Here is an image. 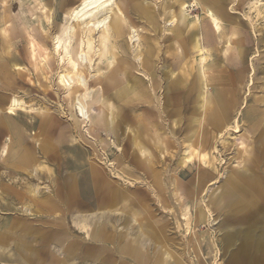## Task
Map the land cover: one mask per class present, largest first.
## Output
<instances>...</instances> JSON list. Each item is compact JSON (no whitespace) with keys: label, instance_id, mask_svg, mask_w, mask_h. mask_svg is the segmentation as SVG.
<instances>
[{"label":"rangeland","instance_id":"obj_1","mask_svg":"<svg viewBox=\"0 0 264 264\" xmlns=\"http://www.w3.org/2000/svg\"><path fill=\"white\" fill-rule=\"evenodd\" d=\"M138 1H128L127 20L139 46L127 28L113 44L121 57L114 67L125 64L123 80L132 89L138 83L119 100L105 93L113 131L83 122L76 110L83 85L96 90L97 69L108 72L97 42L87 56L82 47L80 82L60 83L76 0H0V264H64L69 256L67 264H236L233 254L254 243H262L264 256V0H220L221 34L243 43L241 66L231 61L238 52L224 56L227 45L217 38L213 45L203 40L201 53L187 40L193 76L179 89L171 85L185 56L175 53L169 31L177 8L173 0H141L157 17L155 34L130 9ZM111 2L115 8L119 0ZM186 15L189 25L209 24L200 9ZM147 42H157V56H135ZM216 94L226 103L207 107ZM231 97L239 102L232 110ZM12 98L24 106L12 117L23 135L18 169L1 155L11 137L2 120ZM98 108L89 110L93 120ZM235 176L246 178L259 206L236 194Z\"/></svg>","mask_w":264,"mask_h":264},{"label":"bare ground","instance_id":"obj_2","mask_svg":"<svg viewBox=\"0 0 264 264\" xmlns=\"http://www.w3.org/2000/svg\"><path fill=\"white\" fill-rule=\"evenodd\" d=\"M128 1L130 2V0H124V1L119 0V2L115 5V8H108L107 5L109 2H111V0H76L75 6L69 10L68 16L72 21L76 22L78 29L77 27H73L71 28V30H69L68 32L69 34L66 33L67 31L65 32L67 34V39L65 41V44L66 43L68 44V47L65 48V51L68 56L69 67L66 68L65 71L59 75L60 83L63 84V87L65 88H71L69 82L74 80V78H77L78 82H80V80L83 78V72H85V67L80 61V57L83 56V52H85L84 51L85 49H86V53L84 55L87 56L88 54H90L93 48H95L94 44L96 42L98 43L97 45L98 56L100 57V59L103 58L104 59L103 61H106L108 72L101 74V70L99 68L97 69L96 77L94 78L95 79L94 88L96 90H91L89 92L88 86L83 85L86 93L79 95L78 109L76 108V110H78L79 112L78 114H80V117L83 118V122L85 123L87 122L88 124L89 123L100 124L102 126H105L104 128L111 126L113 131L115 129L114 118H112L111 120L112 123L108 125L105 117L107 116V113L113 109V101H111L107 96H105V93L111 91L119 100L124 94H128L129 92H132L133 89H135L138 84V83H136V85L134 84L135 87L132 89V85H129L128 83H126V80L125 81L123 80V76L124 75L126 76L128 74L125 64H121L117 68L114 67L115 63H117V61L121 59V57H117L120 55L116 53L113 44L114 43L118 44L119 42H123V36L126 32L125 31L126 28L129 30V32L130 30H132L133 33V36L131 35L130 41L133 42L134 44H137L138 46L140 43V37L137 35L136 29L134 28V26L130 27L128 25V20H127V10L129 8ZM200 1L201 0H194V1L173 0V4L176 6V8H178V13L172 11L171 13H169L170 14L169 31L171 32L172 35V39H173L172 41L175 42L177 45L179 56H185L183 60L184 62L183 66L180 70L181 74H179L178 78L172 82L171 88L173 89L175 88L177 89L179 86H182L184 82L189 81L190 76H193L192 65L189 63L190 61L188 57L189 47L187 45V40L188 42L193 43L192 48L194 50L201 52L205 50V48H202L203 40L204 43H206L208 39H213V35H216V33H219L222 29L221 27L222 20L220 21L219 18L216 16V14L211 12L212 7L218 5V1L202 0V2L206 3L204 6L200 5ZM141 3L142 1L139 0L135 5L130 7V9L136 10L135 13L137 15L147 19L151 29L156 34L158 29L156 25L157 17L155 16V14L151 12V10H148L147 7L142 6ZM200 6L204 11V13L208 15L212 27L208 26L205 28L203 26H199L196 23L189 25L188 17L186 15L188 8H190V11L193 12L196 11L198 8H200ZM5 20L6 23H8V17ZM195 29H198L199 32L198 30ZM96 32L100 34L98 36V39L94 41L92 38V34ZM187 36H189V38H187ZM61 43L62 40L58 39V45L56 47L57 51L59 50ZM147 43H148L147 47L145 50L143 49L144 50L143 53L142 51L139 52L138 50H136L133 52V54L135 56L136 54H138V56L150 57L153 56V53H155V55L157 56V49H158L157 42H153L154 45H152V42H147ZM83 46L85 48L84 50H82ZM133 47L135 46L133 45ZM119 54L121 53L119 52ZM124 54L126 55L127 53L124 52L121 54V56H123ZM234 59H238L239 62L235 64ZM241 60H242L241 56H236V58H233L231 56V61H233V66L235 67L241 66V62H240ZM36 67L39 68V65H36ZM119 72H121V74H119ZM239 72H240L239 74L240 81L238 82V84L240 82L243 84L245 80V71L242 70ZM78 82L76 84L77 86L78 84H80ZM196 84H197V88L200 89L201 85H199L198 82ZM79 86L81 87V85ZM226 98L227 96L223 94L220 97L217 96L216 94L214 100L212 99L206 100V105L208 107V105H210L212 102H217L216 107L218 106L219 108H222L224 103H226ZM233 99L234 98L231 97L227 105V107L231 110L235 109L239 104V102L236 99L235 100ZM95 106L99 107L98 109H100L101 114L100 116H97L96 120L95 119L93 120L92 118H90L89 110H92V108H94ZM23 108L24 106L19 100L12 98L10 99L8 106L6 108V114L9 116H16L17 111L22 110ZM228 108H226L225 110H229ZM5 122L8 124L9 131L12 134H14L15 129L13 125H11L10 119L6 118ZM20 150H21L20 142L15 140L13 141L12 138H9L6 141V143H4L3 145V155L6 156L7 159H15V157L17 156ZM93 174H94L95 182L100 185L103 179L101 178V176L95 173ZM244 179L243 176H235L234 179H232L231 183L234 186L236 194H238L239 197L248 199L250 204L253 205L255 204L256 206L257 205L259 206L256 199L247 195L246 182H245L246 178ZM263 217H264V212H263ZM224 240L228 241L230 240V237H226L224 238ZM261 247H262V243H254L251 245L247 244L240 247L233 254L232 262L236 264H264V256L260 254ZM18 264H22V263L18 262Z\"/></svg>","mask_w":264,"mask_h":264},{"label":"crops","instance_id":"obj_3","mask_svg":"<svg viewBox=\"0 0 264 264\" xmlns=\"http://www.w3.org/2000/svg\"><path fill=\"white\" fill-rule=\"evenodd\" d=\"M218 1V5L216 6H213L212 7V10H211V12H213L214 14H216V16L219 18V20L221 21V27H223V30H224V25H223V22H224V20L221 18V14L222 13H225V9H224V6L222 5V3H220V0H217ZM200 5L202 6H204V4H202L201 2H200ZM201 6H200V8H198L197 10H201L202 11V13L204 12L203 10H202V8H201ZM175 13H178V8L176 9V11H174ZM206 14V13H205ZM219 14V15H218ZM206 16H207V18H208V15L206 14ZM208 20H209V24L208 25H206V26H204V25H199V26H203V27H208V26H211L212 27V25H211V22H210V19L208 18ZM194 23H196V22H194L193 21V23L192 24H194ZM197 24V23H196ZM221 32H222V29H221V31L219 32V33H216V35H213V39H208L207 41H206V44H210L211 45V43H212V45H213V42H214V39H218L219 41H222L224 44H226L227 46H226V49H225V51H224V56L226 55V54H228L229 52H231L232 50H236L237 52H238V56H240L241 55V53H242V48H243V43H241V41L239 40L238 42H234V40H233V38H230V36H229V38H227L226 36L225 37H222V34H221ZM227 39V40H226ZM175 43V42H174ZM187 45H188V42H187ZM175 46H176V49H177V45H176V43H175ZM202 48H205V50L207 49L206 47H204V44H202ZM205 50H203V51H201V52H204ZM201 52H199V53H201ZM208 52V51H207ZM178 56H179V51L177 50L176 52H175ZM179 88H181V86H179L178 87V89ZM8 103H9V101H8ZM8 106V105H7ZM7 108V107H6ZM13 116H9V115H7L6 114V112H5V115H4V119L2 120L3 121V124L5 125V127L7 128V130L6 131H9V128H8V124L5 122V119L6 118H9L10 119V123H11V125H13V127H14V129H15V133L14 134H12L10 131H9V133L11 134V137L10 138H12V140L14 141H19L20 142V145H21V150L19 151V153L17 154V156L15 157V159H7V157L6 156H4L3 155V145L1 146V155L4 157V159H5V162H7V164H8V166H10L11 168H13V169H18V166H19V159H20V156H21V154L23 153V147H22V139H23V135L21 134V128L18 126V124L14 121V119L12 118ZM9 139V137L7 138V140ZM6 140V141H7ZM6 143V142H5ZM14 161V162H13ZM92 176V179H93V181H94V183H95V179H94V177H93V175H91ZM76 183V181H73V182H71L70 183V186H69V188H68V193L70 194V195H74V192H75V190L76 189H74L75 187H74V185L73 184H75ZM74 191V192H73ZM92 236H94V234H92ZM101 237L103 236V234H101L100 235ZM120 251L121 252H123V250L122 249H120ZM135 252V251H134ZM70 253H73L72 251H70ZM129 253H132V252H129ZM135 253H133V256H131V257H133L134 259H136V260H138V258L139 257H137V256H135L134 255ZM127 255V254H126ZM70 257V256H69ZM70 259V258H69ZM69 259H67V262H69ZM139 261V260H138ZM67 262L66 263H64V264H67Z\"/></svg>","mask_w":264,"mask_h":264}]
</instances>
